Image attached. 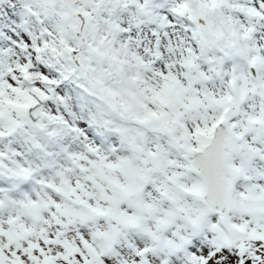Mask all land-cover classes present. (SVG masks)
<instances>
[{
    "label": "snow or ice",
    "instance_id": "6c2138e0",
    "mask_svg": "<svg viewBox=\"0 0 264 264\" xmlns=\"http://www.w3.org/2000/svg\"><path fill=\"white\" fill-rule=\"evenodd\" d=\"M0 264H264V0H0Z\"/></svg>",
    "mask_w": 264,
    "mask_h": 264
}]
</instances>
